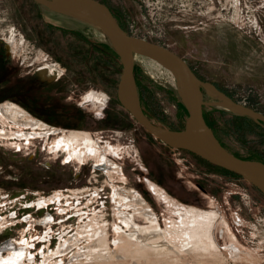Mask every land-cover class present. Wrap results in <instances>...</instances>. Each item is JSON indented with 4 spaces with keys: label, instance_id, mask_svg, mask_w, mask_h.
I'll list each match as a JSON object with an SVG mask.
<instances>
[{
    "label": "rangeland",
    "instance_id": "rangeland-1",
    "mask_svg": "<svg viewBox=\"0 0 264 264\" xmlns=\"http://www.w3.org/2000/svg\"><path fill=\"white\" fill-rule=\"evenodd\" d=\"M100 1L112 9L129 34L131 23L141 24V0ZM209 1L208 14L179 13L166 22L162 37L146 38L175 50L202 80L214 83L237 102L245 97L248 106L264 113V0H239L238 19L231 18L234 0ZM12 33L19 39L24 36V44L0 62V100L10 96L3 101H15L53 125L88 131L102 146L118 145L119 156L114 158L127 181L119 177L122 174L111 177L101 167L95 168L94 159L65 162L64 151L53 154L51 141L59 133L51 134L48 141L45 135L19 139L12 133L18 126L0 120V247L29 238L28 250L34 258L27 256V264H80L86 259L71 260V255L88 243L83 225L95 214H103L114 248L118 244L114 241L115 185L135 188L144 195L149 190L146 197L164 226L170 212L148 186L150 177L180 200L216 210L245 252L232 258L226 248L230 238L218 228L215 234L223 254L170 252L159 255V260L153 255L138 260L116 256L103 264H264V193L188 150L166 145L141 126L117 97L122 66L102 31L35 0H0L3 44L9 46ZM56 61L65 71L59 81L50 83L35 74L36 67ZM143 61L139 57L135 63L143 109L153 122L182 129L187 110L177 94L176 81L153 73ZM28 75L38 81L41 93L33 90L34 80ZM92 89L109 95L102 114L93 105L80 104L83 94ZM204 98L212 99L206 90ZM204 114L218 141L230 152L264 161V125L215 106L206 105ZM47 215L51 218L45 223ZM61 246L66 249L57 251Z\"/></svg>",
    "mask_w": 264,
    "mask_h": 264
},
{
    "label": "bare ground",
    "instance_id": "bare-ground-1",
    "mask_svg": "<svg viewBox=\"0 0 264 264\" xmlns=\"http://www.w3.org/2000/svg\"><path fill=\"white\" fill-rule=\"evenodd\" d=\"M238 2L239 0H234L235 9L233 15H231L232 19H238L240 14ZM257 21L254 18V22L258 24ZM23 37L19 39L12 33L9 38L11 50L18 52L22 49L24 44ZM139 57L144 59L143 62L153 73L164 74L175 80L171 71L157 60L138 55L135 61ZM41 65L40 71L51 82L57 80L64 71L57 61L53 63L46 62ZM108 97L109 95L105 91L92 89L83 94L80 104L93 105L97 108L98 114H102V107L106 105ZM0 120L4 123L17 125L18 128L12 133L19 139L22 137L31 139L38 135H45V139L48 141L52 137L51 134L59 133L51 141L53 154L58 156L64 151L67 162L79 161V163H85L94 159L95 168L101 167L111 177H117V174H122L119 177L127 181L123 167L114 158L120 150L118 145L109 143L107 146H102L99 143V138L95 140L90 132L80 129L71 130L66 129L65 126L53 125L44 119L34 116L25 107L12 100H5L0 103ZM27 127L30 129L26 130ZM147 182L152 192L167 204L170 212L169 223L166 222L163 226L159 221L150 201H148L149 199L146 197L147 194L150 195L149 190L146 189L147 194L144 195L143 192L135 188L127 189L125 186L115 185L113 193V209L116 218L114 220V230L118 239L115 238L114 241H118L117 246L112 248L111 243H109L108 222L102 219L103 214H95L96 216L91 217L83 225V234L89 239L88 243L82 246V249L74 251L71 255V260L79 261L84 257L86 261H80V264H103V261L107 259L111 261L116 256H123L122 258L125 259L132 257L138 260L141 257L149 258L153 255L159 260V255H167L170 252H175L180 254V256L188 254L198 256L223 254L215 234L218 228H220L223 236L226 235L230 238L226 248L232 258H239L245 252L232 239L234 234L229 230V224L223 217L220 218L216 210L201 208L196 204L180 200L163 185L155 181L154 178H147ZM58 198L61 197L59 196ZM139 217L145 219L144 223H140L137 220ZM50 218L51 215H47L45 223ZM48 229L50 231V226ZM45 235L48 236V232ZM28 239H25L20 244L7 242L2 245L0 247V264H27V256L28 260L34 258V255L29 253L28 250ZM78 240L79 238H76V241ZM69 247L71 246L68 245L67 248ZM61 248L66 249L65 246H61L60 250L57 251L64 250ZM4 249H9L8 253L4 254L2 252ZM17 252L23 255L17 257L15 255ZM47 257L48 255L45 254V259Z\"/></svg>",
    "mask_w": 264,
    "mask_h": 264
},
{
    "label": "water",
    "instance_id": "water-1",
    "mask_svg": "<svg viewBox=\"0 0 264 264\" xmlns=\"http://www.w3.org/2000/svg\"><path fill=\"white\" fill-rule=\"evenodd\" d=\"M35 1L51 11L72 17L103 32L118 54L122 66L117 97L144 129L170 147L188 150L216 166L240 175L264 193V161L243 158L223 146L205 119L204 107H220L250 117L262 125L264 113L237 102L214 83L202 80L189 62L170 47L129 34L109 6L100 0ZM138 55L157 60L174 75L177 94L187 110L182 129H171L153 122L143 109L135 77V59ZM37 75L45 80L42 71ZM204 90L209 92L211 100L204 98Z\"/></svg>",
    "mask_w": 264,
    "mask_h": 264
},
{
    "label": "built area",
    "instance_id": "built-area-1",
    "mask_svg": "<svg viewBox=\"0 0 264 264\" xmlns=\"http://www.w3.org/2000/svg\"><path fill=\"white\" fill-rule=\"evenodd\" d=\"M209 3V0H141V24L131 23L129 32L143 38L153 35L160 38L168 20L179 13L208 14ZM249 20L252 22V17ZM240 103L247 105L245 97Z\"/></svg>",
    "mask_w": 264,
    "mask_h": 264
},
{
    "label": "flooded vegetation",
    "instance_id": "flooded-vegetation-1",
    "mask_svg": "<svg viewBox=\"0 0 264 264\" xmlns=\"http://www.w3.org/2000/svg\"><path fill=\"white\" fill-rule=\"evenodd\" d=\"M110 8V7H109ZM111 9V8H110ZM112 10V9H111ZM4 43V41L3 40H0V62H3V60H2V58H7V59H9V56L11 55V54H13V51L11 50V48L8 46V44H3ZM2 44H3V46H2ZM48 54V53H47ZM49 55V54H48ZM5 63V62H4ZM3 63V64H4ZM22 64V63H21ZM59 64L60 65H62L61 64V62H59ZM40 66H42V65H40ZM40 66L39 67H36L35 68V74L37 75V73L40 71ZM63 74V73H62ZM60 75L58 78H57V80H54V81H52V82H56V81H59L62 77H63V75ZM64 74H65V71H64ZM0 81H3V77H1L0 76ZM38 82V81H37ZM51 81H50V83H52ZM49 83V84H50ZM41 86V85H40ZM38 89H39V87H37ZM35 89V92H39V93H41V90L42 89H40L39 91H38V89ZM41 88V87H40ZM71 99V98H70Z\"/></svg>",
    "mask_w": 264,
    "mask_h": 264
},
{
    "label": "trees",
    "instance_id": "trees-1",
    "mask_svg": "<svg viewBox=\"0 0 264 264\" xmlns=\"http://www.w3.org/2000/svg\"><path fill=\"white\" fill-rule=\"evenodd\" d=\"M107 46L109 47V49H110V51L112 52V54H114L116 57H118L119 58V56H118V54L116 53V51L113 49V47L110 45V44H107ZM28 77L30 78V80H34V78L32 77V76H30V75H28ZM137 81V80H136ZM1 82V81H0ZM12 82V81H11ZM34 85H33V90H35L37 87H39V85H38V82H37V80H34ZM9 88H10V86H9ZM8 97H10V96H6L5 95V97H1V100H0V103L1 102H3V99H7ZM186 109V108H185ZM28 110V109H27ZM205 115V114H204ZM240 116H243V115H240ZM243 117H245V118H248V119H252V118H250V117H247V116H243ZM205 119H206V121H207V123H208V125L211 127V129L213 130V128H212V126H211V124H210V122H209V120L206 118V116H205ZM253 120V119H252ZM214 132V131H213ZM224 169V168H223ZM224 170H226V169H224ZM228 171V170H227ZM230 172V171H229ZM231 173H233V172H231ZM234 174H236V173H234ZM236 175H238V174H236ZM238 176H240V175H238Z\"/></svg>",
    "mask_w": 264,
    "mask_h": 264
},
{
    "label": "snow or ice",
    "instance_id": "snow-or-ice-1",
    "mask_svg": "<svg viewBox=\"0 0 264 264\" xmlns=\"http://www.w3.org/2000/svg\"><path fill=\"white\" fill-rule=\"evenodd\" d=\"M65 162H67V160H66ZM15 255H16L17 257H19V256H21V255H23V254H22V253H19V252H17V253H15Z\"/></svg>",
    "mask_w": 264,
    "mask_h": 264
}]
</instances>
